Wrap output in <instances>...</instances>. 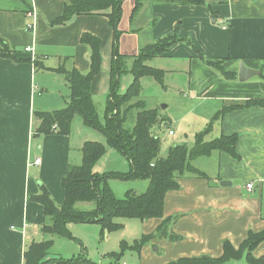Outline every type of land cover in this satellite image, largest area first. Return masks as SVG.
<instances>
[{"label":"crops","instance_id":"obj_1","mask_svg":"<svg viewBox=\"0 0 264 264\" xmlns=\"http://www.w3.org/2000/svg\"><path fill=\"white\" fill-rule=\"evenodd\" d=\"M67 1L0 0V45L10 47L16 58L30 60L17 62L0 56V264H24L26 247L32 241L47 238L41 233L45 220L43 207L30 196L44 186L54 202L61 205L64 190L60 181L68 167L80 164L84 141L99 140L93 132L82 133V128L87 127L79 116L73 117L67 135L34 133L38 123L34 111L62 108L69 95L63 75L46 67L63 65L81 73L89 69L91 49L80 42L82 33L100 39V69L90 83L96 109L100 106L104 112L109 93L113 38L107 17L74 15L64 25H51ZM205 2L210 7L143 0L132 15L135 0L122 1L118 52L127 56L128 66L129 56L162 37L185 38L189 44L174 43L152 58L159 63L150 66L164 70L165 74L187 71L186 100L193 105L188 112L193 109L205 112L202 118L206 125L222 107L242 106L214 122L207 135L211 139L221 133L236 134L238 157L213 151L191 160L207 177L190 174L177 177L178 188L164 196L163 217L140 220L142 234H150L163 219L175 217L170 231L179 239L152 238L139 254L133 252L138 264H166L183 256L218 257L225 240L237 248L250 231H264V108L244 106L249 98L264 99V0ZM34 60L41 67L36 68ZM220 60L225 70L235 73L234 78L223 77L208 64ZM240 64L259 73L239 81ZM113 151L116 150L108 147L105 152L108 156L102 160V155L93 170L99 173L124 170L126 159ZM36 158L38 163L34 162ZM110 159L116 162L107 167ZM115 180H110L109 186L115 195L121 196ZM136 180L144 181L145 187L140 189L133 185L134 180H129L131 190L136 193L146 190L148 181ZM223 180L231 184L220 185ZM249 183H252L250 190L246 188ZM76 206L92 209L94 203L79 202ZM51 254L61 253L51 251ZM252 256L264 258V240L255 246Z\"/></svg>","mask_w":264,"mask_h":264},{"label":"trees","instance_id":"obj_2","mask_svg":"<svg viewBox=\"0 0 264 264\" xmlns=\"http://www.w3.org/2000/svg\"><path fill=\"white\" fill-rule=\"evenodd\" d=\"M123 0H68L60 15L51 21V25H64L74 15L96 14L107 17L112 28L113 52L110 76V89L105 98L103 118L100 119L92 96L90 83L100 69V39L90 33H82L80 42L88 44L90 53L89 69L86 73L79 72L76 68L66 69L63 65L46 69L62 74L69 88L67 103L64 107L50 111L36 110L34 118L38 123L34 127L36 134L57 133L67 135L71 129L74 116H79L83 125L100 132L105 143L94 140H86L81 146V162L78 165H70L66 175L61 179L60 185L64 190V201L57 205L49 191L40 187V192L30 196L32 201L38 202L43 207L45 220L41 225V233L48 238L40 241H32L23 253L24 264H92L86 257L85 247L82 245L81 253L72 257L52 255L50 247L54 236L74 238L68 229V224L97 223L100 226L101 235L110 230L123 226L118 218H148L163 217V202L167 191L178 188L177 177L190 174L206 178L207 175L194 167L191 160L198 156L210 155L213 151L226 152L233 157H238L235 150L236 134H224L207 139L214 122L220 120L223 115L231 110L242 107L234 104L222 107L209 119L205 127L195 132L191 146L179 143L168 148L165 155H160V138L153 128L160 118L158 108H148L143 99H137L141 91V78L150 77L158 83H162L165 71L148 65L146 62L164 53L168 47L179 41L190 43L185 38L175 35L165 36L154 43L139 50L131 58V65L126 63L127 56L118 52V41L121 30L118 28L122 12ZM164 3L174 4H211L205 0H159ZM143 0H135L132 15L138 11ZM3 43V42H2ZM0 56L11 58L17 62L30 61L25 58H16L12 55V49L1 44ZM15 51V50H13ZM200 58L203 57L200 55ZM221 62H208L215 67L223 77L231 79L234 72L225 70ZM36 68L39 65L34 60ZM129 73L131 82L123 92L120 91V77ZM257 105L264 108V99L249 98L244 106ZM135 111V112H134ZM134 113L131 126L126 123ZM161 124V122L159 123ZM107 147H110L128 161L127 171L111 170L99 173L93 170L97 160L104 155ZM136 180L148 181L146 190L136 193L127 190L122 198L115 196L109 187V181ZM79 202H93L92 209H79ZM175 217H167L162 220L154 232L142 234L131 245L121 242L120 251L109 254L116 262L126 251L140 253L142 246L154 237L178 240L179 236L170 231ZM75 239V238H74ZM264 240V231L249 232L247 237L235 248L228 240L222 245V254L218 257L208 255L183 256L166 264H224L230 260L244 258L248 264H264V258H254L252 250Z\"/></svg>","mask_w":264,"mask_h":264},{"label":"rangeland","instance_id":"obj_3","mask_svg":"<svg viewBox=\"0 0 264 264\" xmlns=\"http://www.w3.org/2000/svg\"><path fill=\"white\" fill-rule=\"evenodd\" d=\"M1 48L4 47L0 45V50ZM146 63L149 65H155V63L159 62L155 61V59H150ZM122 77L123 78L120 81L121 92L125 90L126 86L132 80V76L129 73L123 75ZM187 79V71L176 70L171 74H165L162 83H158L156 80L150 77H142L140 80L141 91L137 99H143L148 108H158L160 118L162 119V121H160L161 124H159L160 122H158V124L153 128L155 134L160 138V155H164L168 146H172L174 144L186 143L188 146H191L194 141L195 131L201 130L205 125L203 124L204 119L202 118V115L205 112H202L199 109H193L188 112L191 108H193V105L191 104V102H188L186 100L188 83ZM54 99L56 100V97ZM163 105H168L169 108H162ZM96 110L100 119L102 120L103 108L99 106ZM133 120L134 113L132 112L130 119H128L126 125L131 126L133 124ZM170 129L174 133V135L172 136L168 135V130ZM83 132H93L95 137H98L99 139L96 141L105 143L104 136L97 130L83 127L82 133ZM209 137H211V135H209ZM113 152L122 156V154L117 151ZM107 154L108 152L104 153L102 160H104V158L108 156ZM108 158L110 157H107V159ZM112 160L113 159H110L108 164L105 161V164L108 165L107 167H109V165L115 164L116 161L113 162ZM123 164L124 170L120 171H127L129 169L128 161L126 160V163ZM120 165H122V163H119V166ZM113 182H115V186L117 185L116 190H118L119 194L121 195H115L118 198H122L127 190H131V184L129 183V180H115ZM144 183V181L134 180L133 185L139 186L140 189H142L143 187H145ZM144 191L145 188L142 192ZM79 206L82 207V204H80ZM119 220L123 224V226L119 229L110 230L103 236L100 233L101 229L97 223L72 222L68 229L70 231V234L75 239L59 236L52 237V239L54 240L52 242V245L54 243V246L51 245L50 252L58 251L59 253H61L59 254V256L68 258L77 256L79 253H81V247L83 245L85 247L86 257L89 261H91L92 264H138V257L132 251L124 252L120 260L117 262L109 257V254L114 252L118 253L120 251L122 241H125L128 245H131L133 241L135 239H138V237H140V235L142 234L140 219H116V221ZM46 237L48 238V236ZM244 262V259L241 258L237 261L230 260L224 264H244Z\"/></svg>","mask_w":264,"mask_h":264},{"label":"water","instance_id":"obj_4","mask_svg":"<svg viewBox=\"0 0 264 264\" xmlns=\"http://www.w3.org/2000/svg\"><path fill=\"white\" fill-rule=\"evenodd\" d=\"M259 71L247 68L245 66H243L242 64H240L239 66V71H238V80L239 81H245L248 78L252 77L255 74H258ZM162 108H164V106H162ZM231 184V182L229 181H220V185L222 186H229ZM106 234V231H105Z\"/></svg>","mask_w":264,"mask_h":264},{"label":"built area","instance_id":"obj_5","mask_svg":"<svg viewBox=\"0 0 264 264\" xmlns=\"http://www.w3.org/2000/svg\"><path fill=\"white\" fill-rule=\"evenodd\" d=\"M221 23H222L223 27H226V25H225L223 22H221ZM28 27H30V25H28ZM26 50H27V51L30 50V47H27ZM172 134H173L172 130H168V135L171 136ZM34 162H35V163H38V162H39V159L36 158V159L34 160ZM246 188L250 190V189L252 188V183L247 184V185H246Z\"/></svg>","mask_w":264,"mask_h":264}]
</instances>
